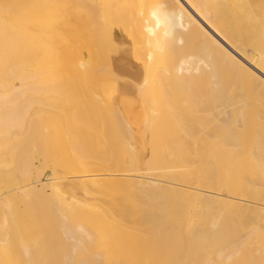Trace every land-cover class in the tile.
Listing matches in <instances>:
<instances>
[{
	"label": "bare ground",
	"instance_id": "1",
	"mask_svg": "<svg viewBox=\"0 0 264 264\" xmlns=\"http://www.w3.org/2000/svg\"><path fill=\"white\" fill-rule=\"evenodd\" d=\"M133 106L169 183L119 172L139 149ZM28 131L61 149L56 174L93 172L52 181L38 210L16 164L38 144ZM15 136L0 149V264L12 250L11 264H264V0H0V140Z\"/></svg>",
	"mask_w": 264,
	"mask_h": 264
},
{
	"label": "rangeland",
	"instance_id": "2",
	"mask_svg": "<svg viewBox=\"0 0 264 264\" xmlns=\"http://www.w3.org/2000/svg\"><path fill=\"white\" fill-rule=\"evenodd\" d=\"M74 33V32H73ZM67 36H69V35H72V33H70V31L69 32H67V33H65ZM73 35H75V34H73ZM70 37V36H69ZM56 45V44H55ZM54 48H55V46H53ZM58 47V45H56V48ZM53 48V50H55ZM58 49V48H57ZM59 50V49H58ZM57 50V51H58ZM60 51V50H59ZM58 53V52H57ZM243 63H245L244 61L243 62H241V64L243 65ZM246 64V63H245ZM84 85H80V88H82ZM74 88V87H73ZM75 88H76V86H75ZM85 89V88H84ZM61 90V89H60ZM63 90V89H62ZM72 91V93H74L75 91H73V89H71ZM76 91H77V93L78 92H81L82 90L80 89V91L79 90H77V89H75ZM86 90V89H85ZM84 91V90H83ZM82 91V92H83ZM76 93V92H75ZM80 94V93H79ZM35 100H36V97H33ZM134 107V106H133ZM132 107V108H133ZM141 111H140V108L138 107V106H136V107H134L133 108V111L131 112V113H129L128 115H125V121H126V123L128 124V128L129 129H131L132 131H131V133H132V135L133 136H135V139H133V140H131V142H132V145L135 143V145H133L134 147H133V149L135 150V149H137V148H139L138 150H136V151H138L139 152V154H141L142 155V158H140V156H138V152H135V154H136V156H135V158H133V159H135L136 160V162H137V166L138 167H136V165L135 164H133L132 165V163L131 162H133L134 163V160L132 161L131 160V158L132 157H127L130 161H128V159H126V164H127V166H128V162H129V166L128 167H122V168H120L121 170L119 171L120 173L122 172H125V173H129V174H132L134 177H139L140 175H147L146 174V170L148 171V169L150 170V167H152L151 168V170L153 171L154 169L155 170H157V169H160V170H162L161 171V173H160V179H161V182H163V183H169V180L171 179V180H173L172 179V177L170 178V176H168L166 173L168 172V171H175V168H172V164L170 165V164H162L164 167H162L160 164V157H158L157 155L155 156L154 154H157V153H155V151L154 150H151V143H150V140L152 139V137L154 138L155 136H153L152 135V133H153V131L151 132V131H149L148 129H146V122L143 120V117H142V114L140 113ZM133 113H135V114H133ZM137 113V114H136ZM139 114V115H138ZM136 115H137V118L136 119H134V117H136ZM134 116V117H133ZM141 118H140V117ZM133 117V118H132ZM139 117V118H138ZM129 119V121H127ZM134 119V120H133ZM143 120V121H142ZM57 121H60V123L62 122L60 119L59 120H57ZM55 122V125L57 124V123H59V122ZM143 122H145V123H143ZM121 123V122H120ZM125 123V124H126ZM115 124V126L113 125V127H111L112 125H110L108 128H109V130L110 131H115V132H117V130H118V132L120 131V130H122L123 129V125H122V123L121 124H119V126H117L118 125V123H114ZM126 124V125H127ZM54 125V124H53ZM53 125H50V126H44L45 128L44 129H48V128H51V126H53ZM54 125V126H55ZM120 125H122V126H120ZM140 125H141V127H140ZM116 126H117V128H116ZM46 127H48V128H46ZM115 127V128H114ZM145 127V130H142L143 128ZM111 128V129H110ZM141 128V129H140ZM108 130V131H109ZM91 132V131H90ZM89 132V130L87 131V133L88 134H91ZM150 132H151V134H150ZM32 133V132H31ZM31 133H29V131L28 132H26V133H24L25 135H23L22 134V136H23V138L24 139H26V140H35L36 138V141L38 142V144H36V147H34L32 150H33V152H30V151H32V150H28V149H30V147H27V146H25L24 148L26 149L27 148V151H29V152H23L22 154L24 155V157L25 158H23L24 160H22V159H20V160H18L17 161V163L16 164H18L19 166H21V167H23V168H26V167H28V164H29V166L31 167H28L27 168V170L25 171V176L27 177H25L24 176V174H23V177H22V174H20L21 175V178L20 179H23V182H26V181H28V180H30V181H32V182H34L35 184H37V185H35L37 188H40L39 190H38V194H37V196H35V198H34V202L35 203H31L32 205H33V209L34 210H38V209H40V208H42L43 207V205H44V203L46 202V197L48 198H50L51 196V198H53L54 197V195H53V192H54V189L52 190V188L53 187H51L52 186V184L53 183H55V180H56V182H60V180H61V182L60 183H62L63 181H67V180H69L68 182H70V181H72V180H74V178L75 179H82L84 176L85 177H87L88 176V173H93V172H83L84 174L85 173H87V174H83L81 171H77L76 172V170H74V169H72L71 167L70 168H67L66 170H67V173H68V175H67V173H65V174H63V172H65L64 171V169H59L60 170V172L62 171V173H60V175H59V173L58 174H56L57 172V169L58 168H60V167H58L57 169L55 168L56 166H59V156L61 155L60 154V150L61 149H58L57 151H55V152H52L51 153V151L49 150L50 148H49V145L47 144V141L45 140V138H46V136H45V134L43 133V137L42 136H40L41 134H39L38 136L37 135H33V134H31ZM31 134V135H30ZM155 134H156V132H155ZM154 134V135H155ZM30 135V136H29ZM32 135H33V137L34 138H31L32 137ZM151 135H152V137H151ZM19 136H21V135H19ZM22 136L20 137L21 139H23L22 138ZM29 137V139H28V137ZM150 136V137H149ZM39 137H41V138H39ZM16 138V139H15ZM146 140H145V139ZM174 139H176L175 138V136L173 137ZM173 138H171V140H174ZM21 139H18V137L17 136H15V137H12V139H10L9 138V140L6 138V137H2V139L1 140H3L2 142L3 143H1L0 142V149L2 150V151H4L5 149L7 150V149H14L12 146L13 145H17L18 146V144H17V142L18 141H20ZM136 139H138L137 141H136ZM0 140V141H1ZM11 140H13V142H11ZM16 140H18L17 142H16ZM8 142V143H7ZM11 142V144H9ZM138 144H137V143ZM149 144H148V143ZM152 142H153V140H152ZM19 143V142H18ZM7 144H9V146H7ZM41 144V145H40ZM10 145H12V146H10ZM148 146V147H147ZM149 146H151V147H149ZM8 147H10V148H8ZM147 148V149H146ZM65 149H69V154H70V147H68V148H65ZM152 149H153V147H152ZM49 150V151H48ZM62 150H63V148H62ZM119 151H123V149H118ZM46 151V152H45ZM66 151V150H65ZM147 151V152H146ZM152 151H154V153H152V155H151V152ZM51 154H50V153ZM58 152H59V154H58ZM67 152V151H66ZM68 152H67V154H68ZM146 154H145V153ZM10 153V152H9ZM49 153V154H48ZM57 154V155H55V154ZM144 153V154H143ZM37 154V155H36ZM39 154V155H38ZM46 155V156H44V155ZM48 154V155H47ZM52 154H54V155H52ZM2 155H4L5 157H8V155H12V153L11 154H8L7 155V153H5V154H3V152H2ZM49 155H51V157L52 158H50L51 159V161H50V159H47V156H49ZM63 155H65V154H63ZM67 156V155H66ZM134 156V155H133ZM153 156H155V158H157L158 157V159H159V162H158V159H157V162L159 163V167L158 166H156V165H158V164H154V163H157L156 162V159L155 158H153ZM23 157V156H22ZM26 157H29V158H26ZM37 157V158H36ZM50 157V156H49ZM61 157V156H60ZM63 157V156H62ZM144 157L146 158V159H144ZM44 158V159H43ZM54 158V159H53ZM41 159H42V161H41ZM45 159H46V162H47V160H48V164H45L44 162H45ZM55 159H56V161H55ZM140 159L142 160V161H140ZM151 159L152 160H154V161H151ZM36 160V161H35ZM85 160H86V158H85ZM96 160V159H95ZM144 160H145V164H144ZM146 160H147V162H146ZM19 161H20V163L22 162V164L20 165L19 164ZM27 161H28V163H27ZM44 161V162H43ZM55 161V162H54ZM87 161L89 162V161H91L90 163H92L93 162V159H91L90 158V160L89 159H87ZM148 161L149 162H152V164L153 165H155V166H153V165H150L151 163H149V166L147 165L148 164ZM42 162V163H41ZM52 162V163H51ZM86 162V161H85ZM94 162H96V161H94ZM141 164H140V163ZM134 166V167H133ZM149 167V168H148ZM155 167V168H154ZM171 167V168H170ZM38 168V169H37ZM132 168V169H131ZM136 168H138L137 169V171H135L136 170ZM148 168V169H147ZM164 168V169H163ZM53 169V170H52ZM177 169V168H176ZM39 170V171H38ZM56 170V171H55ZM125 170H127V171H125ZM30 171H32V172H30ZM37 171V172H36ZM159 171V170H158ZM176 171H180V169L179 170H176ZM181 171H183L182 169H181ZM27 172V173H26ZM54 174H53V173ZM74 172V173H73ZM154 172H156V171H153V173ZM166 172V173H165ZM30 173V174H29ZM32 173V174H31ZM38 175H37V174ZM40 173V174H39ZM42 173V174H41ZM76 173V174H75ZM82 173V174H81ZM149 175H151L149 172H147ZM152 173V172H151ZM152 173V174H153ZM162 173L164 174V176L162 175ZM56 174V175H55ZM70 174V175H69ZM156 174H157V172H156ZM20 175H19V177H20ZM31 175V176H30ZM36 175V176H35ZM58 175H59V177H58ZM62 175V176H61ZM84 175V176H83ZM54 176V177H53ZM58 177V179H57V177ZM65 178H64V177ZM163 176V177H162ZM31 177V178H30ZM63 177V178H62ZM67 177V178H66ZM162 177V178H161ZM170 178V179H165V178ZM24 178H26V179H24ZM29 178V179H28ZM32 178H36L35 179V181L34 180H32ZM38 178V179H37ZM70 178V179H69ZM48 179H52V180H48ZM165 179V180H164ZM182 179H183V177H182ZM26 180V181H25ZM22 181V180H21ZM53 181V183H51ZM167 181V182H166ZM183 181V182H182ZM40 182V183H39ZM51 183V184H49V183ZM176 182H178V184H180V182H181V184L183 183V184H187V182H185L184 180H178V181H176ZM185 182V183H184ZM33 183V184H34ZM189 184H190V182H188ZM64 184V183H63ZM3 184H1L0 183V188H4V189H1L0 190V192H6L7 191V189L5 188V187H3L2 186ZM50 185V186H49ZM188 185V184H187ZM47 186V187H46ZM68 185H66V187H67ZM42 188H44V190L42 189ZM49 189V190H48ZM203 189V191L204 190H206V189H204V188H202ZM41 190H43V191H41ZM48 192V193H46V191ZM219 192L216 190L215 192L216 193H214V192H205L206 194H211L212 193V195L214 194V196H217L218 198H223V196H225V194L227 193V189H225V186H221L219 189ZM51 191H53V192H51ZM41 192V193H40ZM44 192V195H42V193ZM218 192V193H217ZM48 195V196H46V194ZM2 193H0V195H1ZM223 195V196H222ZM2 196V195H1ZM1 196H0V198H1ZM43 196L45 197V199H43ZM219 196H221V197H219ZM38 197V198H37ZM42 198V199H41ZM1 199H3V198H1ZM1 199H0V201H1ZM44 200V201H43ZM38 202V204H36ZM0 203H2V201L0 202ZM29 205L28 206V208L30 209H32V205ZM1 205V204H0ZM38 205H39V207H38ZM41 206V207H40ZM27 207H21L20 206V209H19V211H16V212H13V213H7L8 214V219H11V217H22V216H25V215H27V211L25 210ZM36 208V209H35ZM23 209V210H22ZM19 213V214H18ZM0 214H2V213H0ZM59 214L60 215H62V217L64 216L62 213H60L59 212ZM10 216V217H9ZM5 224L7 225V223L5 222ZM46 227V228H45ZM50 229V230H49ZM44 232H46V233H44ZM56 233V231L54 232L53 231V229H51L50 227H48V225H44V229H43V235H54V234ZM3 238H6V239H8V241H10V244L11 245H15L16 244V242H15V240L16 239H18V237L11 231V232H8V235H7V237L6 236H4ZM68 241H72L73 242V240L70 238V239H68L67 240V242ZM9 249V250H8ZM8 249H6L5 251L6 252H9V251H11L10 250V248H8ZM20 250L21 249H19L18 250V253H20ZM17 254V251L16 250H12L11 252H10V254L5 258V261L8 263L9 262V264H11L12 262H16L18 259L17 258H15V255ZM10 257V258H9ZM62 258H64V257H61V260H62ZM16 259V260H15ZM65 259V258H64ZM14 260V261H13Z\"/></svg>",
	"mask_w": 264,
	"mask_h": 264
}]
</instances>
